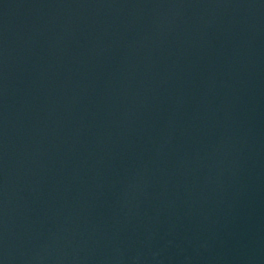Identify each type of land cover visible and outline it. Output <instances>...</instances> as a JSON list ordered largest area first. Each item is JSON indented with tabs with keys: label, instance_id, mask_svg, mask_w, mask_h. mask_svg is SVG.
Wrapping results in <instances>:
<instances>
[{
	"label": "water",
	"instance_id": "obj_1",
	"mask_svg": "<svg viewBox=\"0 0 264 264\" xmlns=\"http://www.w3.org/2000/svg\"><path fill=\"white\" fill-rule=\"evenodd\" d=\"M0 264H264V0H0Z\"/></svg>",
	"mask_w": 264,
	"mask_h": 264
}]
</instances>
